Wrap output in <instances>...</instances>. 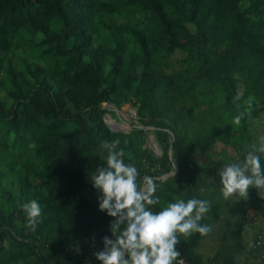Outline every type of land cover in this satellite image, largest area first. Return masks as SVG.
<instances>
[{
  "label": "trees",
  "instance_id": "16d2710c",
  "mask_svg": "<svg viewBox=\"0 0 264 264\" xmlns=\"http://www.w3.org/2000/svg\"><path fill=\"white\" fill-rule=\"evenodd\" d=\"M110 14L122 19L109 22ZM22 29L28 38L16 42ZM176 50L184 56L172 69ZM251 99L264 105V0H0V264H76L79 252L100 264L94 252L104 236L114 239L113 218L98 209L91 183L106 165L102 140L120 141L140 185L175 158L178 171L150 207L209 191L216 203L201 223L210 225L221 206L216 167L243 160L256 142ZM105 102L132 104L142 126L111 129L105 115L115 110ZM192 149L217 150L215 178L204 176L210 160H194ZM250 190L246 202L264 216ZM32 199L41 206L34 229L22 208ZM253 225L255 241L264 224ZM205 235L178 234L176 248L190 264H240L236 255L246 249L247 260L253 256L243 233L241 249H223L230 243L222 241L205 259L198 251Z\"/></svg>",
  "mask_w": 264,
  "mask_h": 264
},
{
  "label": "clouds",
  "instance_id": "9594fccd",
  "mask_svg": "<svg viewBox=\"0 0 264 264\" xmlns=\"http://www.w3.org/2000/svg\"><path fill=\"white\" fill-rule=\"evenodd\" d=\"M239 98L237 95L234 99ZM106 103L109 102L104 103L108 106ZM111 109L116 114L121 108ZM111 114L107 112L105 120L107 116L111 119ZM243 118L244 113H238L234 115L233 123L239 125ZM106 122L111 128L117 127L116 123ZM119 143L118 139L101 141V149L107 151L106 165L98 166L91 176L98 209L113 218L109 230L114 239L107 235L103 237V250L94 252L96 260L100 264H182L177 261L180 255L176 248L178 234L190 236L195 232L205 235L211 231L210 225L201 223L210 210V201L196 197L186 201L178 199L168 202L159 211H153L150 206L160 203L159 196L155 195L158 186L152 177L144 176V187H141L139 170L135 164L125 162V153L118 148ZM29 147L34 148L35 144ZM261 154H264V136L258 138L253 150L248 151L243 160L219 169L222 185L219 191L225 201L233 197L247 198L250 187L257 188L264 196ZM22 208L26 213L27 226L34 229L41 215L39 202L29 200Z\"/></svg>",
  "mask_w": 264,
  "mask_h": 264
},
{
  "label": "rangeland",
  "instance_id": "374dc122",
  "mask_svg": "<svg viewBox=\"0 0 264 264\" xmlns=\"http://www.w3.org/2000/svg\"><path fill=\"white\" fill-rule=\"evenodd\" d=\"M139 16H142V14L139 13ZM109 17H110L109 22H115L117 20L122 19V17L121 18H118V17L115 18L114 14H110ZM26 34L28 35L27 30H25V29L20 30V34L17 35L18 39H16V42H18V40L21 41L23 39H27L28 37L26 36ZM25 37H27V38H25ZM39 37H40V34H39ZM182 56H184V53L181 52L180 50H176L174 53H172L170 55L169 61H171V63H172V69L178 68L180 66L179 64H180V59L182 58ZM240 90L241 91L243 90L242 84L240 86ZM248 106H249L248 111L250 114V122H251V126L253 129V135H254L253 139L256 140V142H253V143L249 142V143H250V145L251 144L254 145L258 142L259 137L264 136V105H261V104L257 103L255 100L251 99V100H248ZM133 108L134 107L130 103H126L123 105V107L116 114H113V115L111 114V116H112L111 119H109L110 117L108 118V116H107L106 121L109 120V123H111L112 121L116 123L117 127H115V126L112 127V128H114V130L129 131L131 129V127L134 125V123H139L137 121V118H133L130 116V113H131L130 111ZM119 114L121 116H119ZM105 118H106V116H105ZM141 123H139V124L142 125ZM147 127L154 129V126H151V125H149ZM168 131L170 132L167 135L168 143L166 140H164L165 143H163V144H164V147L166 148L167 152L169 153V156H171V155H173L172 144H173L175 135H173V132L170 129H168ZM149 143L151 144V145L150 144L149 145L151 146L155 156L162 155V153L164 151L163 146L159 143V141L157 140L155 135H153V134L149 135ZM219 147H220V145L218 143L216 145V149ZM216 151L217 150H210L207 155H204L203 153H197L196 149L195 150L192 149L190 151V155L192 156V158L194 160L195 159H204L205 161L210 160L209 165H208V170L203 171L204 176L209 178V179L215 178L213 170H215L214 168L216 166L214 165L213 161L218 160L220 157V154L216 153ZM229 151L233 155L236 156V152L232 151L231 149ZM157 165H158L157 166V168H158L160 163H157ZM170 166L171 167H169L167 169V171H165V172H155L154 175H149L150 177H152L153 181L157 184L158 187L170 185V183H166V181L168 180L167 178L169 176L174 175L178 171V167L176 170V166H178V164H177V161L175 158H173V160H171ZM216 168L220 169V167H216ZM175 170H176V172L173 173ZM216 181H217V179H216ZM217 182H219V184H220V181H217ZM141 187H144L143 181L141 182ZM250 189L249 190L251 191V193H253L255 195V197L258 199L259 203L264 204V196H261L259 194V190L255 187H250ZM209 196L210 195H209V191H208V195L206 197L207 200H209V198H210ZM248 198L250 199L249 195L247 198L233 197L231 200L225 201L223 199V197L221 196L220 200H218V202L221 205V206H219L220 210L215 208L217 214L213 218L210 219L211 231L209 233H207L206 235L214 237V235L211 234L213 231V233H216V236L218 238H220L223 242L230 243L227 246H225L223 249H226L227 247L229 248L230 246H233L235 249H241V246H243L242 229L245 228V223H246L245 211H246L247 207L252 208V210H250V214L253 215L256 212V215L253 216L252 218L254 219L256 217V219H258V221L254 220L255 221L254 223L255 224L259 223V224H261V226L264 224L263 223L264 216H263L262 212L255 211L253 209L252 203L246 202V201H248ZM215 203H216L215 199H213V198L210 199V204H211L210 210L213 207L212 205H214ZM256 221H257V223H256ZM247 236H248V240L252 243V241L254 240V231L251 230V232H248ZM207 239L208 238H206V240H202L203 242H201V243L203 244V246H205V250L208 249L207 251L213 252L212 250H213V248H215V245L213 243L212 244L208 243V241H210V240H207ZM211 241H212V239H211ZM223 252H225V251H223ZM79 253H80L78 256L79 262H77L76 264H95V263H93L92 257L90 255H87V254L84 255V254H82V252H79Z\"/></svg>",
  "mask_w": 264,
  "mask_h": 264
},
{
  "label": "crops",
  "instance_id": "0c3cea01",
  "mask_svg": "<svg viewBox=\"0 0 264 264\" xmlns=\"http://www.w3.org/2000/svg\"><path fill=\"white\" fill-rule=\"evenodd\" d=\"M250 210H252V208H249V207L246 208V211H245L246 223H245V228H243V230H242V233H245V242H246V244L249 247L254 242V240L251 243L248 240L247 234H248V232H251V230H253L254 231V235H255V232H256L257 228H256V226L254 227L253 224H255L254 220L258 221V219H256V217L254 219L252 218L253 216L256 215V212L252 215V214H250ZM257 221H256V223H257ZM211 234H213L214 237L206 235L203 240H206V238H208L207 240H210V241H208V243H210V244L213 243L215 245V248H213V250H212L213 252L207 251L208 249L205 250V246H203L202 243L200 244V246L198 248V251L203 254L205 259H208V257L213 256L216 253V251L218 250V248H219V246H220V244L222 242V240L216 236V233H213V231H212ZM211 239H212V241H211ZM246 252H247V249L242 251L241 253L240 252L237 253L236 259L239 261L240 264H259L256 261V258L254 256H250L249 260H247L246 257H247L248 254Z\"/></svg>",
  "mask_w": 264,
  "mask_h": 264
},
{
  "label": "built area",
  "instance_id": "2783aa9c",
  "mask_svg": "<svg viewBox=\"0 0 264 264\" xmlns=\"http://www.w3.org/2000/svg\"><path fill=\"white\" fill-rule=\"evenodd\" d=\"M106 105H108L109 108H116L113 103H106ZM130 112H131L130 116L133 118H137V121H138V114H137L136 109L133 108V109H131ZM138 124L139 123H134L133 126H138ZM148 144H150L149 141H148ZM252 248H253V256L256 258V261L259 264H264V229L259 234V236L256 238V240L254 241ZM179 253H180V255H179V257H177V261L182 262V264H190L187 261V259H185V257L181 254L180 251H179Z\"/></svg>",
  "mask_w": 264,
  "mask_h": 264
},
{
  "label": "bare ground",
  "instance_id": "6f19581e",
  "mask_svg": "<svg viewBox=\"0 0 264 264\" xmlns=\"http://www.w3.org/2000/svg\"><path fill=\"white\" fill-rule=\"evenodd\" d=\"M114 121H115V120H114ZM111 124H115V122L112 121ZM119 126H120V125H119ZM95 252H96V251H95ZM90 260H91V259H90ZM87 261H88V260H87ZM88 262H89V261H88Z\"/></svg>",
  "mask_w": 264,
  "mask_h": 264
},
{
  "label": "water",
  "instance_id": "95a60500",
  "mask_svg": "<svg viewBox=\"0 0 264 264\" xmlns=\"http://www.w3.org/2000/svg\"><path fill=\"white\" fill-rule=\"evenodd\" d=\"M112 129H113V128H112ZM177 167H178V166H176V170H177ZM176 170H175L173 173H175V172H176Z\"/></svg>",
  "mask_w": 264,
  "mask_h": 264
}]
</instances>
